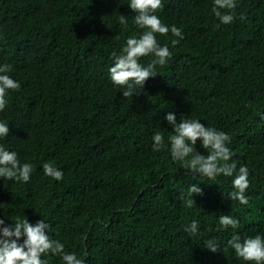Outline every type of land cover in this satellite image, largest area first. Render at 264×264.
Returning a JSON list of instances; mask_svg holds the SVG:
<instances>
[{"label": "trees", "instance_id": "obj_1", "mask_svg": "<svg viewBox=\"0 0 264 264\" xmlns=\"http://www.w3.org/2000/svg\"><path fill=\"white\" fill-rule=\"evenodd\" d=\"M129 2L0 0V66L10 65L6 74L20 85L0 110L10 129L0 146L32 165L26 183L0 177V219L5 226L44 220L50 239L84 264H255L228 241L264 238V0L221 9L234 16L227 25L214 0H162L154 14L182 38L156 34L170 58L123 97L125 87L110 79L113 53L146 31ZM169 112L177 123L198 120L230 137L232 177L192 174L171 158ZM156 132L166 145L160 151H153ZM195 148L207 155L201 141ZM45 163L63 178L46 176ZM241 166L249 170L246 205L229 199ZM192 185L202 194L188 207ZM222 215L239 226L221 228ZM193 221L195 235L187 231ZM41 258L64 264L59 255Z\"/></svg>", "mask_w": 264, "mask_h": 264}, {"label": "clouds", "instance_id": "obj_2", "mask_svg": "<svg viewBox=\"0 0 264 264\" xmlns=\"http://www.w3.org/2000/svg\"><path fill=\"white\" fill-rule=\"evenodd\" d=\"M129 6L136 13L134 17L135 24L146 29L139 38L130 37L126 41L121 54L113 53L114 63L109 68L110 79L113 84L125 87L122 92L123 97L134 95L133 85L143 88L144 83L150 77H154L155 67L163 66L167 63L171 53L169 48L160 46L156 39V34L167 35L171 31L175 37H181V31L175 26L169 28L163 24L154 13L162 7V0H130ZM236 7V0H214L215 15L222 24H231L234 20L232 14H222L221 9L232 10ZM120 24H126L125 16L120 15ZM179 43L173 40L172 44ZM152 56V61L147 67L139 63L141 57ZM11 71L10 65L0 66V110L6 106V94L9 90H18L20 85L6 73ZM133 82V83H130ZM164 119L172 126L175 133L169 137L171 158L174 161H184L185 169L192 174H200L209 179L215 180L217 176L224 175L232 177L236 172V164L229 163L231 160V151L227 147L230 137L213 128L205 127L198 120H182L177 123L174 113H167ZM7 124L0 122V136L9 134ZM153 151H160L166 147L164 137L160 132H156L153 137ZM201 141V146L207 151V155H202L196 151L197 141ZM191 156V159H187ZM43 171L46 176L55 180L63 178L62 171L55 168L51 163L43 165ZM32 172L30 163L21 164L15 152L5 150L0 146V177L8 180L28 182ZM249 170L246 166H241L238 174L232 180L233 192L229 193V199L237 200L246 205L248 199L245 191L249 187ZM202 194L200 187L192 185L187 192L185 202L188 207L193 206V196ZM221 228L231 226L236 229L239 222L229 215L219 217ZM48 224L40 220L35 226L30 224L27 219L17 220L15 224L5 226V221L0 219V264H45L42 256L48 253L61 256L64 264H84L75 254L64 252V245L58 240H52L48 236L46 229ZM198 225L193 221L187 231L195 235ZM24 237L23 243L18 241ZM228 244L234 249L236 255L246 262H255V264H264V238L260 235L248 237L241 241L238 235H234ZM206 248L217 252V246L209 241Z\"/></svg>", "mask_w": 264, "mask_h": 264}]
</instances>
